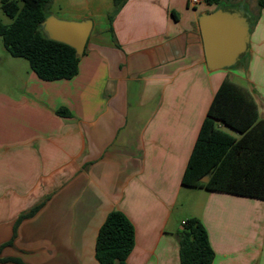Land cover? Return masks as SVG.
I'll return each mask as SVG.
<instances>
[{"label": "crops", "instance_id": "1", "mask_svg": "<svg viewBox=\"0 0 264 264\" xmlns=\"http://www.w3.org/2000/svg\"><path fill=\"white\" fill-rule=\"evenodd\" d=\"M223 2L252 14L249 51L234 67L207 65L203 0H125L117 10L114 0H81L75 15L93 27L78 73L45 80L29 64L0 85V247L13 239L0 256L101 264L97 235L118 210L134 225L129 264H181L183 193L185 219L208 231L212 264H264V199L182 182L225 78L249 91L264 119V5Z\"/></svg>", "mask_w": 264, "mask_h": 264}, {"label": "trees", "instance_id": "2", "mask_svg": "<svg viewBox=\"0 0 264 264\" xmlns=\"http://www.w3.org/2000/svg\"><path fill=\"white\" fill-rule=\"evenodd\" d=\"M125 0H114L117 10ZM214 10L223 0H203ZM238 1V0H230ZM259 6L264 0H258ZM51 0H1L10 24L0 19V36L13 56L24 57L42 79L72 78L78 73L80 55L64 42L47 38L40 24L50 14ZM85 53V50L84 52ZM58 113L67 114L61 108ZM220 120L241 133L239 138L217 126ZM208 176V181L202 178ZM182 182L208 190L264 199V119L249 91L225 78L219 86L189 157ZM42 202L18 218L37 211ZM15 235V233H14ZM181 264H212L215 251L208 231L197 217H190L178 232ZM13 240V239H12ZM8 241L0 247L12 244ZM135 244L134 225L121 211L112 210L101 225L96 240V257L101 264H129ZM27 264L18 257H2L0 262Z\"/></svg>", "mask_w": 264, "mask_h": 264}, {"label": "water", "instance_id": "3", "mask_svg": "<svg viewBox=\"0 0 264 264\" xmlns=\"http://www.w3.org/2000/svg\"><path fill=\"white\" fill-rule=\"evenodd\" d=\"M199 25L210 69L234 67L247 55L252 26V14L247 9L220 4L214 10L202 12ZM40 27L47 38L67 43L82 55L93 21L65 20L49 14Z\"/></svg>", "mask_w": 264, "mask_h": 264}, {"label": "rangeland", "instance_id": "4", "mask_svg": "<svg viewBox=\"0 0 264 264\" xmlns=\"http://www.w3.org/2000/svg\"><path fill=\"white\" fill-rule=\"evenodd\" d=\"M249 3L250 7L254 9L257 7V0H245ZM81 0H51V4L49 7L50 14L57 16L58 18L65 19V20H74V21H81V19H77V15H75L78 6H80ZM0 19L4 24H10L12 18L9 17L1 7V0H0ZM97 19V17L95 18ZM13 59H15V64L13 63ZM18 65H17V63ZM29 67V62L24 57H16L11 55L4 47L2 37L0 36V85L3 84L5 81H10L11 78H14V72L22 71V66ZM11 87V84L7 85ZM185 196L183 193L180 195V203L183 202L182 207L179 205L177 207L179 215V222L183 223L185 221L189 210H191L190 204H186L184 201Z\"/></svg>", "mask_w": 264, "mask_h": 264}, {"label": "built area", "instance_id": "5", "mask_svg": "<svg viewBox=\"0 0 264 264\" xmlns=\"http://www.w3.org/2000/svg\"><path fill=\"white\" fill-rule=\"evenodd\" d=\"M200 1H202V0H190V2H191L192 4H197V3H199ZM183 223H185V221H183Z\"/></svg>", "mask_w": 264, "mask_h": 264}, {"label": "flooded vegetation", "instance_id": "6", "mask_svg": "<svg viewBox=\"0 0 264 264\" xmlns=\"http://www.w3.org/2000/svg\"><path fill=\"white\" fill-rule=\"evenodd\" d=\"M233 6H237V7L243 8L240 4H238V5H233Z\"/></svg>", "mask_w": 264, "mask_h": 264}]
</instances>
